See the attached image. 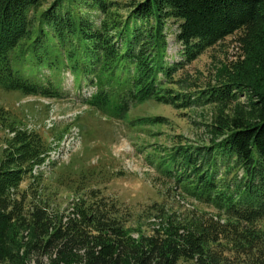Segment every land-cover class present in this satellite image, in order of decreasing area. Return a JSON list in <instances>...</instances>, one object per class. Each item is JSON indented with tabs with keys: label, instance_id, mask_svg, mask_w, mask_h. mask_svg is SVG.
<instances>
[{
	"label": "rangeland",
	"instance_id": "obj_1",
	"mask_svg": "<svg viewBox=\"0 0 264 264\" xmlns=\"http://www.w3.org/2000/svg\"><path fill=\"white\" fill-rule=\"evenodd\" d=\"M144 2L18 7L11 74L53 93L0 84L7 234L20 254L42 211L50 224L99 211L132 238L172 226L228 259L263 258L264 163L227 139L234 120L261 117L264 70L252 59L264 54V3L247 27L184 44L180 20L138 13Z\"/></svg>",
	"mask_w": 264,
	"mask_h": 264
},
{
	"label": "trees",
	"instance_id": "obj_2",
	"mask_svg": "<svg viewBox=\"0 0 264 264\" xmlns=\"http://www.w3.org/2000/svg\"><path fill=\"white\" fill-rule=\"evenodd\" d=\"M33 1L0 0V84L13 82L14 78L13 88H23L24 92L40 90L48 94L53 91L30 83L20 84L21 79L11 74L9 65L8 49L15 45L14 37L21 32L18 28L22 16L16 12L18 7ZM263 3L264 0H145L136 11L148 14L166 9L163 16L180 20L176 39L188 44L193 39L211 38L239 26L247 27V24L260 18ZM12 19L15 26L4 28L2 23ZM92 48L96 49L95 46ZM138 56L135 54L134 60L140 58ZM256 56L252 62L264 70V54ZM90 57L88 51L85 57L82 56L84 60ZM135 85L139 87V92L140 82ZM95 97L100 96L95 94ZM255 105L261 116L258 122L248 124L234 120L227 142L240 159L249 160L255 153L264 163V94L257 95ZM8 179L5 170L0 169V264H45L41 260L43 256L47 264H264V256L261 258L258 255L256 258L228 259L208 248V240L204 237L188 232L178 233L172 226L132 238L113 218L103 217L99 211L79 220H58L53 224L42 211L30 223L28 241L20 244L23 250L19 254L18 248L14 249L16 242L7 234L10 224L5 213L7 205L3 193ZM49 226L51 230L47 232ZM32 253L35 257L31 259Z\"/></svg>",
	"mask_w": 264,
	"mask_h": 264
}]
</instances>
